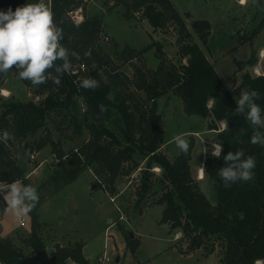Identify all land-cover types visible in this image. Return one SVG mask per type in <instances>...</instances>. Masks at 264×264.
<instances>
[{
	"label": "trees",
	"instance_id": "trees-1",
	"mask_svg": "<svg viewBox=\"0 0 264 264\" xmlns=\"http://www.w3.org/2000/svg\"><path fill=\"white\" fill-rule=\"evenodd\" d=\"M25 2L0 0V9L12 7L14 10ZM115 2L124 7V19L147 20L154 30L176 27L179 55L185 57L186 62L179 65L168 63L162 55L161 45L153 40L139 50L127 47L125 54L122 53L123 62L132 67L131 77L117 71V66L103 68L109 64V58L105 59L99 49L101 18L82 12L79 20L73 18L72 11L81 7L84 10L82 0H50L54 22L64 35L61 43L70 52L78 53V57H72L71 69L62 74L56 73L55 68L47 70L48 79L40 85L21 80L13 66L11 71L41 99L38 102H23L5 99L0 94V133L5 130L12 133V139L0 140V180L11 183L16 179L30 184L26 168L13 156L11 149L15 142H24L34 152L51 143L60 165H67L64 172L68 182L74 180L81 170L90 167L96 176L101 177L96 178V187L105 185L110 191L114 190L118 177L129 175L138 167V160L134 157L137 155L141 160L146 159V163L138 178L136 203L140 204L153 188L151 168H161L158 182L162 193L156 200V204L163 205L160 222L167 223L170 232L180 229L182 237L187 240L186 248L180 250L182 253L206 249L208 254L218 245L221 250L220 264H264V144L250 142L253 135L264 134V128L253 125L245 115L235 112L236 100L242 90H255L259 94L256 103L264 108V74L244 72L239 82L234 79L233 86L229 88L221 81L200 46L188 41L191 33L171 0ZM184 16L187 17L188 13ZM191 27L205 44L210 31L209 22L194 20ZM153 46L160 58L156 68L148 67L145 61L141 64L134 62V58L142 60V55ZM254 54L250 63H256ZM74 67L77 68L75 71ZM84 67L88 70L86 78H95L99 82L98 87H80V81L86 78L80 77L79 69L84 70ZM6 74H0V85ZM57 75L60 76L59 84L53 79ZM168 92L181 99L185 113L213 119L214 123L209 122L210 129H217L218 122L225 123V127L218 129L216 134V142L223 145L221 156L217 158L209 154L203 161L204 173L213 183L214 203L207 199L191 175L192 135L188 139L190 146L187 153L179 150L170 160L160 152L163 140L159 132L161 114L157 112V102ZM77 97L82 99L85 110L83 121L74 122L76 134H80L85 127L87 136L67 157L48 134L30 144L27 142L44 127L47 118L74 108ZM210 100L212 103L208 105ZM241 148L246 155L255 157L253 179L226 187L218 175L220 168L227 163L223 156L228 151ZM37 208L38 202L28 215L30 233L23 238L31 247V253L24 255L13 244L11 237H3L0 238V263L90 264L82 254L80 243L56 244L54 252L47 253L39 231ZM133 238L127 232L126 242L131 251L137 247V240Z\"/></svg>",
	"mask_w": 264,
	"mask_h": 264
},
{
	"label": "rangeland",
	"instance_id": "rangeland-1",
	"mask_svg": "<svg viewBox=\"0 0 264 264\" xmlns=\"http://www.w3.org/2000/svg\"><path fill=\"white\" fill-rule=\"evenodd\" d=\"M171 1L184 17L191 33L192 37L188 41L200 46L227 87L233 86L234 79L238 83L244 72L256 74L255 66L264 74V56L259 59L260 54L263 55L261 49H264V0H246L244 4L239 3V0ZM46 3L50 7V0H46ZM82 5L84 10L81 7L70 14L76 20L82 17L81 12L101 18L99 49L106 56L105 59L107 56L109 58V64L103 68L117 66V71L131 77L132 67L123 62L122 53L125 54L127 47L139 50L153 40L161 45L162 55L168 63L179 65L186 62V58L179 55L176 27L154 30L147 20L124 19V7L115 0H82ZM185 13H188L187 17L184 16ZM199 19L207 20L210 24L205 44L191 27V23ZM155 49V46L148 49L142 55V60L138 57L134 58V62L141 64L145 61L148 67L156 68L160 58ZM253 53L259 59L256 63L249 62ZM75 69L77 68L74 67L73 71ZM79 70L80 77L86 78L87 67ZM0 86V94L5 99L23 102H38L41 99L11 70ZM3 89L7 91V95L2 93ZM131 89L134 90L132 87ZM211 103L209 101L208 105ZM84 110L82 99L77 97L74 108L47 118L44 127L29 137L27 142L30 144L48 134L67 157L87 136L85 127H82L80 134H76L74 125V122L83 121ZM157 112L161 114L159 132L163 140L160 152L170 160L174 159L180 150L174 137L184 134L189 139L192 135L194 144L190 160L191 175L207 199L214 203L215 191L211 179L205 173L202 179H197L196 175L197 168L203 167L206 156L212 154L211 146L216 142L217 131L222 129L220 125L223 122L217 123V129H210L209 118L185 113L181 99L172 92L158 99ZM11 150L18 163L30 174L27 178L29 183L38 189L37 217L41 221L39 231L47 245L52 246L54 232L62 237L58 239V244L65 246L80 243L82 254L90 264H220L221 250L218 245L208 254L206 249L182 253L180 250L186 248L187 240L182 237L180 229L170 232V226L160 222L163 205L156 204V200L162 193L158 182L161 168H151L153 188L140 204L136 203L138 175L145 167L146 159L141 160L135 155L138 167L129 175L118 177L114 190L110 191L104 185L107 188L105 191L104 186L96 187V178L101 177L96 176L90 167L81 170L74 180L68 182L64 172L67 165H60L51 143L34 152L24 142H15ZM108 218L111 219L108 221ZM25 219L24 226H20L19 219L5 207L0 219V236L14 232V245L28 255L31 247L26 245L23 238L29 235L31 224L28 215ZM127 232H132L133 239L137 240L134 251L127 246ZM104 251L110 261L101 263L98 258ZM116 257L118 261L115 260Z\"/></svg>",
	"mask_w": 264,
	"mask_h": 264
},
{
	"label": "clouds",
	"instance_id": "clouds-1",
	"mask_svg": "<svg viewBox=\"0 0 264 264\" xmlns=\"http://www.w3.org/2000/svg\"><path fill=\"white\" fill-rule=\"evenodd\" d=\"M64 39L62 29L54 22L53 12L46 0H26L14 10L0 9V74L13 69L21 80H28L33 85H40L48 79L49 69L56 73L69 71L75 51H69L61 41ZM60 61V64L56 62ZM56 84L60 76L53 77ZM99 82L95 78L80 81L81 88H96ZM259 94L255 90H242L236 100L235 112L245 115L253 125L264 128V108L256 103ZM103 108V106H101ZM12 139V133L3 131L0 140ZM203 141V140H202ZM174 142L181 152L189 151V140L184 134L174 137ZM252 144H264V134L253 135ZM212 155L219 158L223 151L220 142L211 146ZM223 159L227 162L220 168L218 175L226 187L238 181H250L256 167L255 157L246 155L244 149L228 151ZM0 195L6 201L17 219L29 215L39 201L37 187L14 180L11 183L0 182Z\"/></svg>",
	"mask_w": 264,
	"mask_h": 264
},
{
	"label": "crops",
	"instance_id": "crops-1",
	"mask_svg": "<svg viewBox=\"0 0 264 264\" xmlns=\"http://www.w3.org/2000/svg\"><path fill=\"white\" fill-rule=\"evenodd\" d=\"M262 50V53H263V56H264V49H261ZM263 56H259V59L261 58V57H263ZM259 59H257L256 60V62H258L259 61ZM254 73H256V74H263V72H262V70H260L258 67H256L255 66V68H254ZM211 101V100H210ZM212 102V101H211ZM221 128H224L225 127V123H222L221 125ZM203 168V167H202ZM37 171V170H36ZM33 173V172H32ZM28 176H27V178H29L30 177V174H27ZM196 178L197 179H201V178H199V175H196ZM39 207V206H38ZM4 210V209H3ZM3 210L1 211V217H2V212H3ZM1 219V218H0ZM111 218H108V221L110 220ZM41 222V221H40ZM108 228V227H107ZM29 232V231H28ZM30 233V232H29ZM13 235H14V232L13 233H11V234H8V235H5V236H0V238H3V237H11L12 239H13ZM27 237V236H26ZM52 238L54 239L53 240V244H52V247L53 246H55L56 244H58V239H61L62 237H59V235H57L55 232H54V234H52ZM43 239V238H42ZM43 241H44V239H43ZM45 242V241H44ZM62 243V242H61ZM14 244V243H13ZM46 244V243H45ZM27 245V244H26ZM58 245H60V246H63L62 244H58ZM46 246H47V248L49 247V246H51V245H47L46 244ZM66 246V245H65ZM30 247V246H29ZM54 252V247H53V251H52V253ZM31 253V252H30ZM29 253V254H30ZM48 253V252H47ZM52 253H50V254H52ZM28 254V255H29ZM25 255V254H24ZM28 255H26V256H28ZM85 257V256H84ZM86 258V257H85ZM87 259V258H86ZM89 261V260H88ZM72 264H75V263H72Z\"/></svg>",
	"mask_w": 264,
	"mask_h": 264
},
{
	"label": "water",
	"instance_id": "water-1",
	"mask_svg": "<svg viewBox=\"0 0 264 264\" xmlns=\"http://www.w3.org/2000/svg\"><path fill=\"white\" fill-rule=\"evenodd\" d=\"M210 121H211V123H214V120H213V119H210ZM139 176H140V175H138V178H139ZM5 207H7V205H6V201H4L3 196L0 195V218H1V211H2ZM128 234H129L130 238H133V233H132V232H129ZM52 251H53V247H52V246H49V247L47 248V252H48V254L52 253ZM115 260L118 261V257H116Z\"/></svg>",
	"mask_w": 264,
	"mask_h": 264
},
{
	"label": "built area",
	"instance_id": "built-area-1",
	"mask_svg": "<svg viewBox=\"0 0 264 264\" xmlns=\"http://www.w3.org/2000/svg\"><path fill=\"white\" fill-rule=\"evenodd\" d=\"M260 56H262V54H260ZM156 168H157V167H156ZM4 182H6V181H4ZM6 183H7V182H6ZM111 199H112V198H111ZM112 200H113V199H112ZM25 222H26L25 217H24L23 219H19V225H20V226H24ZM98 261L101 262V263H106V262L110 261V258H109V256L107 255V253L104 251V252L99 256ZM0 264H1V263H0Z\"/></svg>",
	"mask_w": 264,
	"mask_h": 264
},
{
	"label": "bare ground",
	"instance_id": "bare-ground-1",
	"mask_svg": "<svg viewBox=\"0 0 264 264\" xmlns=\"http://www.w3.org/2000/svg\"><path fill=\"white\" fill-rule=\"evenodd\" d=\"M239 3L244 4V3H246V0H239ZM2 93L4 95H7L8 94L5 89L2 90ZM197 175H199V178H201V179L204 178V170H203L202 166H199L197 168Z\"/></svg>",
	"mask_w": 264,
	"mask_h": 264
}]
</instances>
